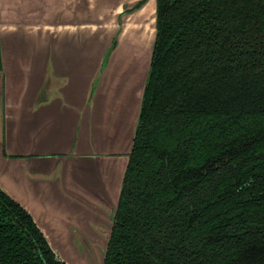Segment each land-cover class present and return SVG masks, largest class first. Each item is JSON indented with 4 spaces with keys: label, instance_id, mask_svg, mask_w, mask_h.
Returning <instances> with one entry per match:
<instances>
[{
    "label": "trees",
    "instance_id": "obj_1",
    "mask_svg": "<svg viewBox=\"0 0 264 264\" xmlns=\"http://www.w3.org/2000/svg\"><path fill=\"white\" fill-rule=\"evenodd\" d=\"M155 29L102 264H264V0H156ZM0 264H66L1 187Z\"/></svg>",
    "mask_w": 264,
    "mask_h": 264
},
{
    "label": "crops",
    "instance_id": "obj_2",
    "mask_svg": "<svg viewBox=\"0 0 264 264\" xmlns=\"http://www.w3.org/2000/svg\"><path fill=\"white\" fill-rule=\"evenodd\" d=\"M56 1L0 0V187L31 215L59 259L66 264H102L103 256L97 255L96 242L104 238L102 234L109 235L113 206L118 200L113 191L114 179L118 180L123 166L125 169L128 151L120 140L105 133L107 129L111 131V126L126 121L127 101L121 100L112 89L135 59L133 52L129 53L132 43L124 51L119 45L127 32L137 26L130 27L127 23L123 26L95 125L92 155L97 159H91L87 157L90 154L85 125L81 124L77 132L78 115L65 108L61 100L39 105L35 95L41 82L34 61L35 47L40 33L50 28L46 20ZM134 1L141 0L129 3ZM125 8L130 12L125 3L113 7L118 22L107 24L108 29L121 26V15L127 13ZM138 10L142 13L144 5ZM63 28L74 30L71 26ZM61 63L71 75L74 71H79L80 76L86 72L82 69L81 73L77 66L86 64L85 59L75 57L55 62ZM73 94L81 103L82 95L74 91ZM136 121L137 117L132 126L134 132ZM95 163L99 165L108 199L93 180Z\"/></svg>",
    "mask_w": 264,
    "mask_h": 264
},
{
    "label": "water",
    "instance_id": "obj_3",
    "mask_svg": "<svg viewBox=\"0 0 264 264\" xmlns=\"http://www.w3.org/2000/svg\"><path fill=\"white\" fill-rule=\"evenodd\" d=\"M94 1L57 0L46 20V24L50 28L40 33L41 36L39 35L40 39L34 53V61L37 64V70L39 69L38 79L41 81L35 89V95L40 100L39 105H47L51 104L54 100H61L63 106H67L65 108H71L72 112L78 115L80 119H78L77 123V132H79L80 125L82 124L83 126L84 124L86 146L90 154L87 157H91V159H97L95 155H92L94 153L95 125L107 88V75L115 51L119 47L123 25L127 23V21H124L119 28L108 29L107 24L118 22L116 19L117 14L112 12L113 5L117 3L110 6L112 15L110 12H107L108 17L103 19L97 12L96 14L92 12L93 16L87 18V14L83 12H87V4L89 2L94 4ZM115 1L121 4L125 3V0ZM131 13L132 11L126 13V15ZM49 15L51 16L49 17ZM65 26L74 27V30L72 32L67 31V29L63 28ZM75 57L87 61L81 67L80 64L77 65L81 73L83 72L82 69L86 70V75L84 73L80 76L79 71H74V75H71L68 71L64 70L63 63L55 64L56 61H66ZM134 58L130 66L118 79L119 81L117 80L118 82H123L129 78L139 65L140 58L136 55ZM149 69L150 65L142 79L138 82L137 90L141 89L142 93L149 75ZM113 74L112 72V76ZM79 76L80 78H78ZM64 91H68L69 95L65 94ZM73 91L82 95L81 103L77 100L79 97L75 96L74 98ZM75 100L77 103H75ZM41 102L43 103L41 104ZM92 173L93 180L99 186L101 194L108 199L106 187L101 178L97 163L92 165ZM116 206L117 204L113 206L111 219Z\"/></svg>",
    "mask_w": 264,
    "mask_h": 264
},
{
    "label": "rangeland",
    "instance_id": "obj_4",
    "mask_svg": "<svg viewBox=\"0 0 264 264\" xmlns=\"http://www.w3.org/2000/svg\"><path fill=\"white\" fill-rule=\"evenodd\" d=\"M144 1V10L142 13H138V7L133 8L134 6L138 5V2H132L129 3V1L125 0V4L127 5V8L130 9L131 14H129L131 17L128 18L129 15H124L122 17L121 15V22L127 21V24L132 27L133 25L137 26V28L130 29L125 38L121 39V44L119 45L124 51L127 46H129L130 43H132V47H130L129 53H132V55L138 56L140 58V63L138 70L134 72L129 78L124 80L123 82H117V85L112 90L115 91L117 95L121 98V100L127 101V107L125 109V116L126 121L124 123L120 122L118 125L111 126V131L106 130L105 136H109L110 138H114L115 140H120L121 146L126 147L128 149L127 154H125V159L128 157V153L131 148L132 139H133V132L134 129L132 128L134 120L136 117H138V107H140L141 104V94L142 90H137L138 82L146 71L149 68L150 65V59H151V51L152 46L154 42V35L156 32L155 29V20L153 18V15H155L156 12V0H141ZM118 3V1L115 0H95L94 4L92 2H89L87 4V12H83L87 14V18H91L93 16L92 12H97L103 19L105 17H108V13H111V7L113 4ZM116 5H113L115 7ZM107 9V10H106ZM140 9V7H139ZM51 8H49V13L51 12ZM124 12H129L124 9ZM112 15V13H111ZM51 15H49L50 17ZM124 26V25H123ZM136 32V33H135ZM135 41L138 42V44H135ZM134 43V44H133ZM122 53V52H121ZM134 108V110H133ZM136 109H137V115H136ZM119 165H121V162H119ZM124 170V166L119 170L120 177L117 180V177L114 179V186L113 191L116 192L117 195H119L120 188H121V182H122V173ZM102 230V229H101ZM101 232V231H99ZM104 238L99 240V242H96V246H98V256L102 255L104 257L105 253V247L107 242V236L108 233L102 234ZM103 257L101 258V262L103 260Z\"/></svg>",
    "mask_w": 264,
    "mask_h": 264
},
{
    "label": "flooded vegetation",
    "instance_id": "obj_5",
    "mask_svg": "<svg viewBox=\"0 0 264 264\" xmlns=\"http://www.w3.org/2000/svg\"><path fill=\"white\" fill-rule=\"evenodd\" d=\"M143 2H144V1H139V2H138V5L134 6L133 8H136V7H138V6L141 7V5H143ZM139 7H138V8H139Z\"/></svg>",
    "mask_w": 264,
    "mask_h": 264
}]
</instances>
